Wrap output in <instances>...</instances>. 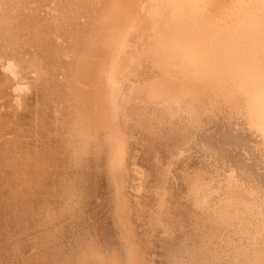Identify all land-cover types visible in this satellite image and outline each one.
I'll use <instances>...</instances> for the list:
<instances>
[{"label": "bare ground", "instance_id": "bare-ground-1", "mask_svg": "<svg viewBox=\"0 0 264 264\" xmlns=\"http://www.w3.org/2000/svg\"><path fill=\"white\" fill-rule=\"evenodd\" d=\"M0 264H264V0H0Z\"/></svg>", "mask_w": 264, "mask_h": 264}]
</instances>
